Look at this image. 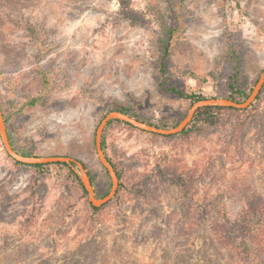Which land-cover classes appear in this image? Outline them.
I'll return each mask as SVG.
<instances>
[{
	"label": "rangeland",
	"instance_id": "1",
	"mask_svg": "<svg viewBox=\"0 0 264 264\" xmlns=\"http://www.w3.org/2000/svg\"><path fill=\"white\" fill-rule=\"evenodd\" d=\"M263 69L264 0H0V103L11 142L85 163L99 197L112 182L96 131L112 109L172 126L192 105L168 89L226 98L231 85L253 89ZM38 98L46 104L31 106ZM106 147L124 186L97 212L64 168L39 176L0 137V264H244L215 235L225 218L264 204V93L191 140L114 125ZM162 169L195 176L188 208Z\"/></svg>",
	"mask_w": 264,
	"mask_h": 264
},
{
	"label": "trees",
	"instance_id": "2",
	"mask_svg": "<svg viewBox=\"0 0 264 264\" xmlns=\"http://www.w3.org/2000/svg\"><path fill=\"white\" fill-rule=\"evenodd\" d=\"M173 34H174V30L168 31L166 37L160 41L161 49H162V51H161L162 55L160 58V72L162 75L165 74L167 62L171 56ZM45 83H47V82H45ZM252 90L253 89H250L249 91L246 92L244 89L240 88L236 84L231 85L229 96L226 97V99H230V100H233L236 102H243L249 97ZM168 92L174 94L175 96H177L180 99H183V100L189 102L190 105H193L194 103H196L200 100L209 99V98H218V97H209V96H206L203 94H197L194 92L193 93H185V92L177 89L176 87H172V88L168 89ZM263 93H264V87H263L260 95L258 96L257 100L252 104V106L250 108H248L246 110H237L235 108H221V107L202 108V109L197 111V113L195 114L190 125L182 133H180L178 135L162 136V135H158V134H151V133H148V134H151L154 137H159V138H164V139L181 137L185 140H191L194 136L201 133L204 126H206V125L210 126V127L211 126H217L221 122L222 114L224 112L246 113V112L250 111L260 101ZM44 100L45 99H41V98L33 99V100H31L30 105L35 106L39 103L42 105H45L46 102ZM112 111H120V112L126 113L133 118H136L140 121H143L145 123H148L150 125H154V126H157L160 128H167V129L173 128L181 122L180 121L179 123L174 124L172 126H159V125H156V124H154L148 120L142 119L141 117H139L136 114H132L130 112V110L125 108V107H117V108L112 109L110 112H112ZM5 121L7 124L6 117H5ZM114 125H120V126L128 127L131 129H136V128L132 127L131 125H129L127 123L121 122V121H111L108 124V126L105 129L103 136H102L103 150H104L108 160L111 162L115 171L117 172V175H118L119 180H120V187H119V190L115 196V198H117L120 195L121 188H123V186H124V184L122 183V180H123L122 170L108 156L107 147H106V145H107V131H108V129H110ZM12 145H13V143H12ZM13 147H14V145H13ZM15 150L18 153L25 155V156H35L31 153L19 151L16 148H15ZM15 163L17 165L28 166V167L34 169L39 176H44V174L46 173V170H48V168L50 166H53V165L64 168L67 172V178L70 179L72 182H74L79 187L83 196H86V197L88 196V193L85 190L82 182L80 181L77 173L67 164L57 163V164H49V165H33V166H30V165L21 164V163L16 162V161H15ZM81 163H83V162H81ZM83 165H84L85 169L87 170V172L91 178L92 184L94 186V179L92 177L91 172L88 170V167L85 163H83ZM104 170H105V168H104ZM105 172L107 173L106 170H105ZM161 176H163V179L165 181H168L171 184H173L179 188L181 197L183 199V203H184L185 207L188 208L192 204V202L194 201L195 196H196L195 187L197 185V179H194L195 176L190 174V173H169L166 169L161 170ZM95 192H96V189H95ZM108 193H109V191H107L105 195L99 197L97 192H96V196L98 198H103V197L107 196ZM110 203H108V204H110ZM89 204H90L92 210L97 211V212L100 211V209H102L103 207L108 205V204H106L100 208H97V207H94L91 204V202ZM249 205H250L249 209L245 210V213L240 214L238 216V218H235L234 220H230L228 217L225 218L223 220L222 228H220L219 229L220 231L217 232L215 235V238H217V241L220 243V245L226 249H229L230 251H232L233 253H235L239 257H241L244 264H253L255 257H259V256L263 257L264 256V220H262L261 215L259 217H257V215H259L260 212L261 213L264 212V204L261 203L260 205H255L254 203H251ZM241 211L243 212V207H241ZM255 218H257V219L254 220Z\"/></svg>",
	"mask_w": 264,
	"mask_h": 264
},
{
	"label": "water",
	"instance_id": "3",
	"mask_svg": "<svg viewBox=\"0 0 264 264\" xmlns=\"http://www.w3.org/2000/svg\"><path fill=\"white\" fill-rule=\"evenodd\" d=\"M263 87H264V69L257 83L255 84L252 92L245 101L236 102L226 98H209V99L200 100L191 106L186 117L178 125L168 129L150 125L120 111H112L108 113L101 120L96 131V139H95L96 153L99 162L102 165V167L105 168V170L107 171V174L109 175L112 182L111 191L108 193L107 196L103 198H98L96 196L95 188L92 184L91 178L87 170L85 169L83 163H81L80 161H77L76 159L68 156H47V157L25 156L18 153L13 147L12 142L10 140L1 103H0V137L7 154L16 162L30 166L49 165V164H57V163L69 165L77 173L80 181L82 182L85 190L88 193L91 204L94 207L100 208L110 203L115 198L120 187V180L117 175V172L115 171L111 162L108 160L102 147L103 133L111 121H121L131 125L132 127L140 131L151 134H158L162 136H175L182 133L190 125L197 111L202 108L221 107V108H235L237 110H246L250 108L252 104L257 100Z\"/></svg>",
	"mask_w": 264,
	"mask_h": 264
}]
</instances>
